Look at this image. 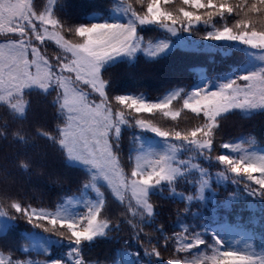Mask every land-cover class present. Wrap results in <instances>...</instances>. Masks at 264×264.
Instances as JSON below:
<instances>
[{
  "label": "snow or ice",
  "instance_id": "6c2138e0",
  "mask_svg": "<svg viewBox=\"0 0 264 264\" xmlns=\"http://www.w3.org/2000/svg\"><path fill=\"white\" fill-rule=\"evenodd\" d=\"M71 3L0 0V106L23 115L28 102L14 97L32 88L54 94L50 103L63 122L59 147L87 170L80 191L62 194L51 207L0 195V264H118L85 254L86 244L101 239L136 264H144L141 252L153 264H264V254L249 245L237 250L208 230L205 196L231 181L240 187L224 193V204L244 196L264 202V140L251 130L227 139L223 132L232 113L245 120L264 114V66L212 88L174 87L153 100L114 93L109 75L119 60L155 58L168 48L145 41L138 26L146 25L171 35L207 25L204 40L236 42L264 58V0H114L125 21L92 23L72 20ZM217 18L224 23L216 26ZM125 128L150 132L165 146L147 149ZM213 161L223 170L206 166ZM21 221L41 230L47 246L17 233ZM122 224L130 231L123 233ZM129 241L140 251L131 252ZM62 245L67 250L49 258Z\"/></svg>",
  "mask_w": 264,
  "mask_h": 264
},
{
  "label": "trees",
  "instance_id": "16d2710c",
  "mask_svg": "<svg viewBox=\"0 0 264 264\" xmlns=\"http://www.w3.org/2000/svg\"><path fill=\"white\" fill-rule=\"evenodd\" d=\"M93 9L99 11L98 16L92 14ZM69 12L72 20L84 23L102 20L124 22L126 19L122 12L116 10L114 0H72ZM227 22L231 23V19ZM222 23L224 21L219 18L215 21L216 26ZM210 30L211 27L201 24L191 34L171 35L159 26H138L146 42L164 41L169 46L155 58L141 55L132 63L127 59L116 62L115 66L109 68L113 82L111 90L116 94L142 95L145 99L153 100L174 87H183L189 91L205 85L212 88L219 82L264 66V58L257 50L248 49L236 42L204 40L203 33ZM53 98L54 94L44 96L32 88L22 98H13V103L28 102L25 114H19L10 106H0V195L18 199L25 204L31 202L33 205L51 207L62 194L68 197L80 191L87 170L81 164L70 161L59 147L60 137L56 129L63 122L57 118L58 108L50 103ZM248 130L264 140V114L245 120L236 112L225 118V139L237 137L242 131ZM122 133L138 136L140 144L147 149L160 150L166 143L163 138L146 131L125 128ZM260 147L264 148V143ZM221 152L233 155L226 149H221ZM205 164L213 170H223L218 162ZM239 187L229 181L226 189L221 187L215 192L206 189L208 230L225 239L230 247L246 250L245 246L249 245L247 250L262 255L264 202L244 196L238 197L230 206L223 203L224 193H232ZM212 188L215 189L216 185L213 184ZM4 205L5 201H0V207ZM116 210L113 201V215ZM19 223L17 233L24 231L36 247L47 246V237L41 230L24 225L22 221ZM128 231V226L122 224V232ZM118 248L117 243L101 239L86 244L85 254L107 260L116 259L118 264H136L131 254L128 257L117 256ZM128 248L131 252L140 251L135 241H129ZM53 249L49 258L61 255L67 246H53ZM140 259L144 264H153L143 252ZM155 264L160 262L156 261Z\"/></svg>",
  "mask_w": 264,
  "mask_h": 264
}]
</instances>
